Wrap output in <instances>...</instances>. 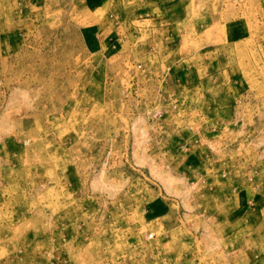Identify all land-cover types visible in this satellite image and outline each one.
<instances>
[{
  "label": "rangeland",
  "instance_id": "1",
  "mask_svg": "<svg viewBox=\"0 0 264 264\" xmlns=\"http://www.w3.org/2000/svg\"><path fill=\"white\" fill-rule=\"evenodd\" d=\"M0 264H264V0H0Z\"/></svg>",
  "mask_w": 264,
  "mask_h": 264
}]
</instances>
